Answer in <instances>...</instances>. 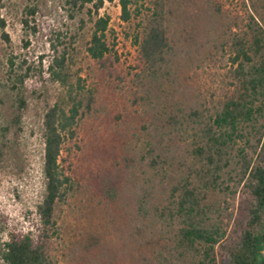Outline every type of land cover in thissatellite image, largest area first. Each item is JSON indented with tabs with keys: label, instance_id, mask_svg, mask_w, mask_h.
I'll list each match as a JSON object with an SVG mask.
<instances>
[{
	"label": "trees",
	"instance_id": "trees-1",
	"mask_svg": "<svg viewBox=\"0 0 264 264\" xmlns=\"http://www.w3.org/2000/svg\"><path fill=\"white\" fill-rule=\"evenodd\" d=\"M114 1L67 0L74 12L91 16L87 53L103 67L112 52L110 23L99 14ZM119 5L122 20L129 21L131 0ZM152 10L137 41L145 97L133 101L131 112L138 116L127 113L142 126L141 137L132 134L141 147L130 141L129 129L120 130L121 115L116 118L120 153L114 148L107 153L100 129L92 134L91 158L98 166L90 184L107 205L106 218L101 232L84 236L72 259L75 264H262L264 0H243L237 9L222 0H157ZM1 22L0 36L9 41ZM66 52L49 67L66 94L42 117L44 194L37 222L27 232L9 234L2 253L6 264H60L65 240L58 207L81 181L66 166L67 144L84 119L103 114L93 107L91 92L75 88ZM224 59L228 69L214 93L192 85L178 102H163L165 86L188 81L191 73ZM28 77L15 76L12 103L0 109V168L7 164L19 174L27 162L22 134Z\"/></svg>",
	"mask_w": 264,
	"mask_h": 264
},
{
	"label": "rangeland",
	"instance_id": "rangeland-1",
	"mask_svg": "<svg viewBox=\"0 0 264 264\" xmlns=\"http://www.w3.org/2000/svg\"><path fill=\"white\" fill-rule=\"evenodd\" d=\"M155 1L131 0L132 15L127 22L121 18L119 0L107 3L100 11L99 16L109 18L107 41L112 50L104 61L106 67H103L87 53L93 31V20L87 11L74 12L67 0H0V30L1 20H4V31L10 39L6 41L0 36V109H6L12 103L11 89L16 82L15 76L29 75L25 84L28 108L22 134L26 169L19 174L7 164L0 168V264H6L2 253L9 234L13 231L27 232L37 222L36 209L44 194L42 117L49 106L61 101L66 94L65 87L53 80L49 67L53 59L64 51H67L68 73L75 88L86 95L91 92L95 102L93 107L103 114L99 120L90 115L84 119L77 138L67 144L70 150L65 155L66 166H71V172L81 181L69 200L58 207L59 224L65 240L60 264H75L72 257L84 236L89 232L102 231L107 205L95 196V189L90 184V172L96 171L98 166L91 158L90 139L98 128L99 141L106 142L107 153L112 148L120 153L124 145L123 142L117 143L119 128L116 118L121 115L120 130L129 129L130 141L139 143L141 147L140 140L133 139L132 134L140 136L142 126L127 113L136 109L133 106L135 98L145 97L144 67L138 59L137 41L142 37L144 24ZM222 1L226 7L237 9L243 0ZM30 9L36 10L35 15L29 13ZM226 69L227 60L224 59L210 70L191 73L188 81L185 79L182 83L165 86L162 89L165 95L160 92L165 97L163 102L172 101L170 103L174 104V100H169L172 98L178 102L192 85L214 93ZM134 115L138 116L135 113L131 116ZM237 205L242 212V200Z\"/></svg>",
	"mask_w": 264,
	"mask_h": 264
},
{
	"label": "water",
	"instance_id": "water-1",
	"mask_svg": "<svg viewBox=\"0 0 264 264\" xmlns=\"http://www.w3.org/2000/svg\"><path fill=\"white\" fill-rule=\"evenodd\" d=\"M263 242H264V238H263ZM262 264H264V259H263V262H262Z\"/></svg>",
	"mask_w": 264,
	"mask_h": 264
}]
</instances>
